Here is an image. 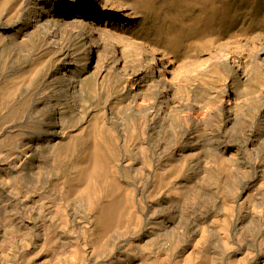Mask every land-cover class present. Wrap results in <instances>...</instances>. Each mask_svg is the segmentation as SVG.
<instances>
[{"label":"bare ground","instance_id":"obj_1","mask_svg":"<svg viewBox=\"0 0 264 264\" xmlns=\"http://www.w3.org/2000/svg\"><path fill=\"white\" fill-rule=\"evenodd\" d=\"M191 1L172 52L149 0H0V145L40 133L0 153V264H264V32Z\"/></svg>","mask_w":264,"mask_h":264},{"label":"rangeland","instance_id":"obj_2","mask_svg":"<svg viewBox=\"0 0 264 264\" xmlns=\"http://www.w3.org/2000/svg\"><path fill=\"white\" fill-rule=\"evenodd\" d=\"M186 1L187 0H166L165 2V0H149L148 4L147 3L138 4L137 5L138 7L136 9V13H137L136 14L137 26L135 28L136 33L142 37L151 39V41L153 40L152 42L154 43L156 42L158 44L166 46L172 52H184L188 50H194L195 48H193L194 46L191 43V41L202 32L200 21L206 20V18L205 19L203 18L204 13H202L201 9H204V12H206V16L209 15L210 11L206 7L205 2L194 1L195 3L193 4V1H191L190 3H186ZM219 2L223 3L226 7L224 8L223 11V14L224 13L225 14L220 15L218 21L214 22L215 24L211 23L214 25L212 30L215 31L217 34L227 33L233 29H236L237 31H241V32L243 30L253 32V36H259V34L264 32V0H219ZM169 16L170 17L174 16L173 17L174 19L172 18L171 21V18ZM185 16L193 19L192 22L183 23L181 19H183ZM155 18L157 19L155 20ZM172 23H174V25ZM218 25L220 27L219 29L217 27ZM160 30H162L163 32L162 31L160 32ZM178 30L182 32L184 31L185 33H183L181 38L174 41H169V39L167 38V33H171V31L179 32ZM188 31L190 32L188 33ZM158 32H160L161 34H159ZM127 34H130V32H128ZM121 35H123V32L121 33ZM7 126L8 124L6 125L5 122H3L0 119V134L2 136ZM37 134L38 136L40 135L39 132L37 131L34 132V129L27 124H22L12 129L11 134L7 136V137H12V141H6L5 145H0V153H6L9 150L10 147L7 146L9 143H11V145L13 143L23 144L22 139H27V138L30 139L37 136ZM153 202L154 200H149L148 205L150 206Z\"/></svg>","mask_w":264,"mask_h":264}]
</instances>
